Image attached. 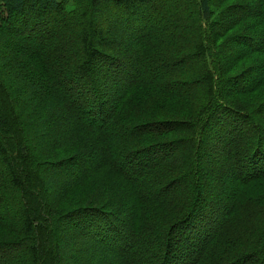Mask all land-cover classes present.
I'll return each instance as SVG.
<instances>
[{
  "label": "trees",
  "instance_id": "1",
  "mask_svg": "<svg viewBox=\"0 0 264 264\" xmlns=\"http://www.w3.org/2000/svg\"><path fill=\"white\" fill-rule=\"evenodd\" d=\"M164 1L166 0H75L78 9L82 11L81 18L83 19L89 17L92 12L99 16L106 8L123 9L125 16L146 13L145 18L140 21L147 23L148 26L144 27L147 28L146 31L137 38L133 36L130 41L131 47L128 46L131 48L128 54L131 55L130 57L132 61L134 60L137 68V73L133 75L132 72L126 71L125 65L127 66L129 63L125 64L124 61H120L122 63L121 70L114 67V64H117L116 61L104 52L112 53L115 42L107 38L102 29L97 26L92 27L90 23L82 27L78 48L67 46L65 50H54L50 46L51 40L54 39V27H51L49 23L57 20L56 18H67L71 13L72 15L76 13V5L65 6V0H0V35L13 43L4 46L14 47L12 51L9 49L12 52L8 56L10 60L2 62L3 68L0 66V189H4L7 193V196L0 194V204L6 203L0 209L5 212V207H14L21 203L19 210H15L19 224L6 220L5 217H2L4 214H0V232H4L5 236H0V258L9 256L7 259L11 264H19L14 260V257H11L10 253L20 249V252L26 255L24 264H56L55 262L60 258V245L58 242L55 243L53 235L57 233L61 224L68 222L69 225H73L70 230L74 239H77V234H81L82 238L95 236L93 227L97 229L98 233L101 231V235L96 236L94 241L99 242L98 248L100 249H103L101 247L103 241L110 243L114 234H117L116 242L111 243L110 248L106 246L107 243H103V246L108 248V253L101 256L107 257V254H110L108 256L110 262H101L103 264H142L145 250H147L146 256L156 258L157 264H163L165 251L170 249L169 241L168 244L167 241H164L159 251L155 250L149 253V248L154 247L151 246V243L156 244L151 233L158 228L157 220H161L163 214L170 212V223L164 226L165 232H169L170 235L174 232V230L171 231L173 226V228H181L186 224L189 226L194 212L201 207L210 209L205 213L209 218L207 219V222H210L209 225L212 224L211 221L216 216V212L211 211V200H209L208 193L199 186L201 178H207L213 173L209 166L201 167L202 159L207 158L210 152L202 148L204 143L211 139L209 135L212 132L220 135V144L217 146L220 150L219 155L226 154L228 160L232 159V163L227 161L228 165H221V169L226 171L224 179L226 176L233 175V178H229L233 191L228 192V204L222 212H219L221 217L215 233L208 236L207 231H203L198 237V243L194 242L187 252L180 250L175 253L178 257H182L180 258L182 259L181 264H186L191 253L196 255L188 264H220V250L217 251V248L223 244L222 238L224 240L227 238L230 241L232 232L241 233L240 223L245 220V217L240 213L243 208L240 204L247 203L249 198L244 194L240 196L237 187L241 182L246 185V183L249 184L252 180L259 178L256 175L260 177L264 175V163L261 161L255 163L253 169L249 171L238 167L241 157L238 156L239 148L243 146L246 138L250 136L258 146L260 141H264V101L260 103L257 100L258 97L249 99L245 96L252 92L256 94L263 89L264 70H257L254 63L251 64L250 72H256L262 77L250 89L243 88L240 86L241 84L237 83L243 79V76H235L233 71L251 53H264V14L254 12L253 15L249 12V8L252 9V6L264 12V0H247L248 4H240L237 9L238 13L231 9L228 11L232 5H228L223 10L224 13H221L220 6L224 5L221 0L216 2V5L215 2L210 4V0H200L199 10L196 11L194 2L197 0H188L193 20V22L190 21L192 25L181 22L178 29L172 28L175 31L174 35L173 33L165 35L163 33L165 28L156 23L164 8L162 5ZM168 1L165 4H168ZM245 12L246 16L253 15L248 19L250 23L246 27V32L250 35L261 36L259 47L257 46V49L250 48L249 46L252 44L248 38L241 36L238 41L235 39L232 43H236L232 46L236 48L239 46L240 50L235 49L236 51L232 53H229L227 49L222 50L221 55H218L217 62L212 66L207 65V62L209 63L207 55H205L206 63L200 62L205 48L203 21L214 17L211 27L208 26L207 30L208 33H216L219 37L222 35L220 32L226 30V26L221 23L225 15L230 17L233 14L241 15ZM200 14L201 21L199 23L198 16ZM39 19L42 20L39 21ZM234 20L242 21L240 18ZM150 22H153L155 28L149 27ZM39 25H42V28L35 32ZM181 26L184 28H180ZM92 30L94 32L90 35ZM176 30L180 32L178 33ZM30 33H34L35 44L29 42L30 37L27 34ZM175 34L181 36L177 42L173 43L172 38L175 37ZM187 35L188 41L185 40ZM67 44V42L64 43L65 46ZM152 48L154 50L150 51ZM189 48L191 51L187 53L184 49ZM170 52L172 56L169 55ZM14 56L20 64H24L26 67L39 62L43 76L38 74L39 78H30L31 74L24 67L19 69L20 74H16L15 68L22 66H17L18 63L12 61ZM70 58H74L73 72L86 80L92 78L89 74L90 67L96 63L104 64L109 72L114 71L118 73V76L122 75L116 81L117 85L119 84L116 92L118 97L112 102V110L109 115L106 111L108 101H105L104 105L102 101V103H98L102 99L100 92L96 91L97 97H94L93 101L86 99L85 103L83 101L79 103L82 92H79V97L72 94L70 97L68 96L69 93L66 91L69 90L64 89L66 88L64 81L68 82V80H65L59 63L62 61L65 63ZM192 60L193 64L185 65L186 62ZM167 63L179 64V66L173 68L166 66ZM13 65L15 66L13 67ZM130 66L132 67L131 64ZM190 66H192L191 69ZM171 72L179 76L175 81ZM5 77H8L7 79H10L12 83L7 84ZM43 77L44 79H42ZM25 79L38 84L41 88L40 91L45 94L41 98L37 113L29 111L31 106L27 101V96L29 97L31 93L28 94L27 88L23 84ZM181 85H185V92L183 88L179 87ZM90 90L93 91L92 88ZM236 97H240V99L234 101ZM241 97L245 99H241ZM50 104L51 108L53 106L57 112H53L54 114L47 118L50 123L49 134L45 137L43 135L38 137L45 140L44 145H38L34 142L36 135L32 142L26 138V133L28 132L27 135L35 133L34 121L47 117L43 116L42 111L44 106L49 107ZM60 108L65 110L62 116L59 115ZM96 108H102L103 111H96ZM153 109L156 114L152 115L149 111L151 112ZM165 110H167L165 114L168 113L167 117L160 118V113ZM193 110H197V113ZM146 113L149 120L152 121H144L140 124L139 120L144 118ZM88 115L92 116V120L85 123L84 120ZM63 117L67 120L65 123ZM71 117L75 119L71 120ZM98 122L104 124L100 123L99 126L94 124ZM64 125L69 129L65 130V134H63L65 138L61 139L59 134H61ZM246 125L249 128L244 133ZM111 126L114 127V132L111 133L115 134L110 136L109 128ZM158 126L161 127L160 131L151 130ZM241 127H244L243 131ZM117 130H121L119 136L116 134ZM172 134H175L176 137L171 143L164 142ZM156 138L158 141H153ZM58 139L65 141L72 139L75 143L71 148L70 156L60 158L55 162L52 161L48 166H53L51 164L54 163V167L63 169L65 173H70L74 180H79V185L75 189H79V186L85 188L90 181L104 185L108 192L100 196L102 200L91 195L87 199L90 203L85 201L88 203L87 206L84 202V207L72 210L71 213L66 212L67 209H59L57 214L54 200L48 199L44 195L47 190L46 186H51V184L43 185L41 178L36 176L37 171L33 170L35 167H32L33 163L37 165L36 155H30V153L32 147L35 152L37 151V154L42 156L44 149L47 150L51 145L57 144L56 151L47 153L50 158L56 157L57 149L61 150L68 146L67 144L59 147L63 143ZM166 150L172 151V158H175L177 154H183L180 155V162L176 160V166L167 168V171L171 170L173 174L178 172L177 181L174 180L173 183H170V185H176H168L165 188V190L174 188L177 190L178 201L184 203L182 209L176 208L178 206L174 203L176 196L170 197L167 192L158 196V194L149 191L153 183L159 187L166 184L155 178L161 174L158 170L163 167L162 170H164V164L168 163L166 152L164 153ZM255 150L254 155L256 156L252 159L256 162L259 155L258 160L263 156L257 147ZM69 151L70 149L64 151V154ZM157 152L164 153L163 157L157 159L153 164L146 163L148 154ZM28 154L30 161L27 159ZM58 155L61 156V153ZM71 166L76 167L75 172L68 169ZM128 170L132 171L128 172ZM232 171L234 172L232 173ZM131 173L133 174L130 175ZM133 175H135V179H133ZM111 177L117 179L118 182L122 180L128 184V192L131 196L129 200L126 199L128 194L122 197L124 199H121L119 196L121 189L118 184H115L116 186L110 190ZM180 185H182V189H179ZM11 196L15 198L16 203L12 201ZM4 197H8V201L5 202ZM213 200L216 205H221L215 198ZM128 201L134 207L127 206ZM203 202L204 204H202ZM137 203L140 206L143 204L139 216H136ZM43 204H47L44 212L40 210ZM114 209L115 213H113ZM110 214L113 217L133 214V216H128L129 223L128 225L124 224L125 227L122 224V219L117 218V221H114L120 224L119 228L129 230L127 232L122 230L123 233L121 229L117 231L114 228L115 223L108 221L111 217ZM247 218L252 219L249 213H247ZM152 221L155 224L151 225ZM260 222L264 223V221ZM109 223H112L111 229L113 230L102 231L101 227H109ZM258 229L256 232H260ZM143 231L149 232L148 235L151 234V237L146 236L145 240L142 239V236L138 238ZM261 232L263 233L262 240L248 243L247 251L238 258V263L246 261L245 264H260V262L264 264V227ZM124 235L127 236L125 244L121 243L125 238ZM139 240L143 242L135 250ZM236 241L238 242L237 238ZM149 244L151 245L149 246ZM112 245H116L117 249ZM231 245L232 243L229 242L228 246ZM196 246H198L197 250L194 251ZM88 249L84 251V254ZM94 255L96 254L93 253L92 256ZM137 261H141V263H137ZM224 261L225 259L222 260V262ZM6 264H8L7 260Z\"/></svg>",
  "mask_w": 264,
  "mask_h": 264
},
{
  "label": "rangeland",
  "instance_id": "2",
  "mask_svg": "<svg viewBox=\"0 0 264 264\" xmlns=\"http://www.w3.org/2000/svg\"><path fill=\"white\" fill-rule=\"evenodd\" d=\"M66 4L68 7H72L74 5H76L77 8V12L74 13L72 15V13L70 15L67 16V18L62 17V18H56L57 20L50 22L49 25H51V27H54L53 31H54V39L51 40V44L50 46H52V48L54 50H61L64 49L69 46L71 48L75 47H79L80 45V35L82 32V27L85 24H92V27L97 26L98 28L102 29L104 31V33L106 34L107 38L113 40L115 42L114 45V49L112 50V53H108V52H104L107 53L110 58H113L114 61H116V65L114 64V67L116 66L117 69L121 70V65L122 63L120 61H124L125 64H127L126 67V71H130V73L132 72L133 75L137 73V68L135 67L134 64V60L132 61V58L130 57L131 55L128 54L129 52V48L128 46L131 47L130 45V41L131 38L134 36L135 38H137L138 36H140L143 32L146 31L147 28V23H141L140 21L142 19L145 18L146 13H139L137 15L134 16L133 15H129V16H125V12L123 11V9H115V8H106V10H103V12L101 13V15L97 16L94 14V12L90 13L89 17H86L85 19L81 18V14L82 11H80V9H78V6L75 2V0H65ZM219 0H210V4L215 2H218ZM222 4L220 6V12L224 13L223 10L228 6V5H232L228 11L231 9L232 11H236V13H238V7L244 4H248L247 0H221ZM167 0L162 2V5H164L163 10L161 12V14L159 15V18L157 20L156 23H158V26L161 25L162 28H165V31L163 32L165 35H174L175 31L173 29H178V27L182 24L181 22H187V23H191L190 21L193 22L192 20V14H191V9H189V3L188 0H169L168 4ZM255 3V2H254ZM200 0H197V2H194V5L196 7V11L199 10L200 7ZM256 4V3H255ZM214 5V4H213ZM227 10V9H226ZM225 11V12H228ZM128 12V11H127ZM249 12L253 13H261L264 14L263 11H260L259 8H254L252 6L249 8ZM246 12L241 14V15H236L233 14L230 17H228L227 15H225L223 17V19L221 20L222 25L226 26V30H222L220 33L222 35H220L219 37L216 35V33H208L207 27L212 25L211 21H214V17L208 19V20H204L203 24H202V28H203V36H204V44H205V48L203 49V56L200 60V62H205L206 63V59H205V55H207V59L209 60V63L207 62L208 66H212L213 63L217 62V59L219 58V54L221 55V51L224 49H227L229 53H232L233 51H236L235 49H239V46H237V48L235 46L232 45H236L232 44L233 40L236 39V41H238L240 39L241 36H246L250 42V44H252L251 46H249L250 48H254L257 49L261 43V36H256V35H250L246 32V27L248 25L249 18L253 15H249L246 16ZM29 15V14H28ZM154 18V17H153ZM199 18V23L201 21V14L198 16ZM240 18L242 21L239 20H234ZM35 19V18H34ZM43 19V18H42ZM42 19H39L42 20ZM148 19V17H147ZM153 23V22H152ZM150 22L149 27L150 28H155L153 27V24ZM155 23V24H156ZM154 24V25H155ZM207 24V25H206ZM190 25V24H189ZM192 25V23H191ZM50 27V28H51ZM42 28V25L37 26L36 31H39V29ZM173 28V29H172ZM180 28H184V26H181ZM35 29V28H34ZM93 29V28H92ZM30 30V29H28ZM164 30V29H163ZM188 31V30H187ZM186 31V32H187ZM94 32V30H92L90 32V35H92ZM176 32H180L178 30H176ZM161 33V34H163ZM185 33V32H183ZM33 34L34 33H30L27 34L30 37L29 42L32 44H35V42L33 41ZM118 34V36H117ZM175 34V37L172 38L174 41H172L173 43L177 42L178 39L180 38L181 35H177ZM249 35V36H248ZM25 36V35H24ZM251 36V37H250ZM26 37V36H25ZM24 37V39H25ZM193 38V36H192ZM59 39H60V43H59ZM188 39V35L185 36V40ZM9 40V39H8ZM252 40V41H251ZM188 41V40H187ZM260 41V42H259ZM67 42L68 44L65 46L64 43ZM50 43V42H49ZM6 44H10L12 45L13 43L11 41H7L5 39L4 36L0 35V66H2L3 68V64L2 62L4 61H8L10 60L9 53H12L9 51V49L12 51L14 49V47H6L4 45ZM249 44V45H250ZM254 44V45H253ZM240 45V44H239ZM96 46V45H94ZM241 46V45H240ZM258 46V47H257ZM45 47V46H44ZM16 48V47H15ZM49 48V47H46ZM96 49L98 47H95ZM154 48H152L150 51H153ZM187 53H189L191 51V48L189 49H184ZM62 52V51H61ZM169 52V50H168ZM63 53V52H62ZM200 53L201 50H200ZM173 54V53H172ZM65 55V53H64ZM169 55H171V52L169 53ZM172 56V55H171ZM222 57V56H221ZM12 61L13 62H17L18 64H16L17 66H22V67H16L15 70H17V72L15 71L16 74H20L19 69H22L23 67L31 74L30 78L33 79H37V77L39 78V75H42V69H41V65H39L38 63H34L31 65H27V67L24 64H20L18 60H16L15 56L12 57ZM175 61V60H174ZM74 58H70L69 60H67L65 63H59L62 73H64V77L65 80H68V82H65V87L64 89H67L69 91H66L68 94V96L70 97V95H76V97H79V92H82V95L80 96V102L83 101L84 103L86 102V99L88 100H92L94 97H97V94L95 93L96 91L99 93L100 92V98H102L101 100H99L98 103H102L103 105L105 104V101H108V106L106 105V111L108 113V115L111 112V108H112V102L115 100V98L118 97V94H116L117 92V86H119V84L117 85L116 81L122 76H118V73H115L114 71H107V67L103 64L101 65V63H96L93 64L90 67V71L89 74L91 75L88 80L82 78L81 76L79 77L77 74H75L73 72V67H74ZM193 60L186 62L185 65L187 64H193ZM198 62V61H197ZM175 63V62H173ZM171 64V63H167L165 64L166 66L169 67H177L179 66V64ZM254 63L255 68L264 70V53L263 52H253L251 53L249 56H246L242 62H240L234 69L233 71V75L235 76H243V79H241V81H238L237 83L241 84L240 86L243 88H247L250 89L251 87H253L256 82L262 77L261 75H258L256 72H250L251 69V64ZM130 64L132 65V67L130 66ZM112 65V64H111ZM155 65V64H154ZM153 65V66H154ZM175 65V66H174ZM15 65H13L14 67ZM46 66V65H45ZM130 66V67H129ZM192 66H190L191 69ZM133 68V69H132ZM172 70V69H169ZM8 74V73H7ZM39 74V75H38ZM170 74H173V79L174 81L179 77L176 73L171 72ZM190 74V73H189ZM150 75V74H148ZM191 75V74H190ZM187 76V75H186ZM185 76V77H186ZM180 77H184V76H180ZM6 78V82L7 84L10 82L12 83V81H10V79L8 80V77ZM44 79V77L42 78ZM169 80V79H168ZM25 88H27V92L28 94L31 93V95H29V97L27 96V101L30 103V108L29 109L30 112L33 113H37V109L40 106V102H41V98L43 97L44 92L40 91L41 88L40 86H38V84H35L33 82H31V80L25 79V82L23 83ZM185 86V85H184ZM184 86H179L181 88H183V91L185 92V87ZM186 86L190 87L189 85L186 84ZM39 88V89H38ZM93 89L90 90V89ZM264 90V87L263 89ZM262 90H260V92L254 94L253 92L245 97L251 99L254 97H258L257 100L261 103L264 101V92H261ZM45 95V94H44ZM82 97V98H81ZM83 99V100H82ZM238 99H240V97H236L234 101H237ZM241 99H245L244 97ZM85 100V101H84ZM102 101V102H101ZM52 104V102H51ZM51 104L49 105V107L44 106V110L43 112V116H47L43 119H39V120H35L34 121V125H35V130H34V134H30L27 135L26 133V138L29 139V141H32L33 138H35L34 136L36 135V138L34 142H36L38 145H44L45 140L38 138V137H42V135L45 137L47 136L48 130L50 128V123L47 120V118L49 116H51L52 114H54L53 112H57V110L52 106L51 108ZM28 109V108H27ZM90 109V108H87ZM97 109V108H96ZM18 110H21V108H18ZM96 111H103V109H97ZM167 110L163 111L160 113L161 116H159L160 118H166L168 115L165 114ZM60 114L62 116V113H65L64 108H60L59 110ZM193 112L197 113V110H193ZM150 114H156V111L153 109L151 112L149 111ZM165 114V115H163ZM145 117L141 118L140 124H142L144 121H152L149 120V116L148 114H144ZM78 117V116H77ZM71 120L75 119V118H70ZM260 120V118H258ZM64 123L65 121H67L64 117H63ZM92 120V116H87L84 120L85 123H88ZM258 121V120H257ZM101 122L98 123H94L95 125L99 126ZM104 123H101V125ZM64 125V128L61 129V134L60 138H65L63 136V134H65V130L69 129V127H67ZM130 128V127H128ZM247 128H249L248 125H246V129L244 131V133L246 132ZM170 129V128H169ZM152 131L161 130V127H157V128H151ZM241 130H244V127H241ZM151 131V132H152ZM109 132H110V136L111 134H115V133H111L114 132V127L111 126V128H109ZM121 133V130H117L116 134L119 136ZM125 134V133H124ZM211 138L210 140H207L206 143H204V147L202 148L203 150H209V154L207 156V158H203L202 159V164L201 167H206L209 166L213 173L211 176H208L207 178H201L200 180V187H202L203 190H205L208 193L209 196V200H211V211L216 212V216H214L213 220L211 221L212 224L209 225L210 222H207L208 216L205 214L207 213L208 210H210L209 208H203L201 207L199 210H196V212H194V216L191 219V224L188 226V224L183 225L181 228L180 227H176V228H171V231L174 230V232L170 235L169 232H165V225H168L170 223V212H166L165 214L162 215V219L161 220H157V229L153 230V232L151 233L154 237V241H156V244L154 242H152L151 244H149V246H154L153 248H149V253L152 251H159L160 248L163 245V242L168 241L170 242L168 245L170 247V249H168V251H165V256H164V262L163 264H181L182 263V257H178L176 255L175 252L177 251H183L187 252L194 244V242L197 241L198 243V237L203 233V231H207L208 236L211 235L212 233H215V231L217 230V224L220 221V214L219 212H222L225 208V206H227L228 202V194L230 193V191L232 192L233 189L231 188V181H230V177L233 178V175H230V177L226 176V171L221 169V165L224 166L225 164L228 163H232V159L228 160V157L226 154H223L222 156L219 155V149L217 148L218 144H220V135L217 133L215 134L214 132H212V134L209 135ZM176 137L175 134L169 135V137L164 140V142L167 143H171V141ZM224 137V135H223ZM223 137L222 140H223ZM260 137V136H259ZM58 139V141H62L63 144H60L59 147L63 146V145H67L66 147H64L63 149H57L58 150V154L61 153V156H59L57 154L56 157H48V152H53L54 150L56 151L55 146L57 145H51L50 147H48V149H44L42 156H40L39 154H37L35 152V150L31 147V153L30 155H36V164L33 163L34 165H32L33 170L37 171L36 172V176H38L39 178H41L43 185H46L47 183H50L51 186H46L47 190H45V196L48 199L54 200V203H56L54 205V207L57 210V214L59 212V209H67L66 212L71 213L72 210H75L79 207H84V202L88 201V203H90L89 199L91 195H95L98 199L102 200L100 196H102L104 193L108 192L105 189L104 185L99 184L98 182L95 181H90L89 184H87L85 186V188L80 187L79 189H75L76 186L79 185V180H74V177L71 176L70 173H65V171L61 168H56V166L54 167V163L51 164L53 166H48L49 163L55 162L60 160V158H65L70 156L71 153V148L74 145L75 141L74 140H61ZM213 139V140H212ZM153 141H158V138L154 139ZM33 142V141H32ZM219 142V143H218ZM256 142L253 141V139L250 138V136L248 138H246V141L243 143V146L240 149V153H238V156L240 155V162L238 163V167L239 169H243L244 171H249L250 169H253V165L259 161H261L262 163H264V141H260L259 146L255 144ZM259 149L261 155L263 156L262 159H259V156L257 158V161L255 162L254 158L256 155H254V152L256 151L255 149ZM55 148V149H54ZM68 149H70L69 152L64 154V151H67ZM76 149V148H75ZM77 150V149H76ZM159 151V150H158ZM223 151V150H222ZM166 152V153H165ZM164 153L166 154V156L168 157V163L164 164L165 165V169H159L158 171L161 172V174H159L158 176H155L156 179L165 182L166 184H164L163 186L159 187L156 186L154 183L151 186L149 191H152L155 194H158V196H161L164 193H168V195L170 197L172 196H176L174 203L176 205H178L176 208H180L182 209V204L178 201V197H177V190L174 189H169V190H165V188L170 185V183H173L172 181L178 179V172L177 174H173L170 171H167V168H169L170 166L175 165L176 160L179 161L181 160L180 155L183 154H177L175 155V158H172V151H164ZM164 153L162 152H157L156 154L150 153L148 154V157H146V163H154L157 161V159L163 157L162 155H164ZM30 155L28 154V161H30L29 157ZM55 155V154H54ZM141 156V155H140ZM142 157H144L142 155ZM174 162V164H173ZM180 162V161H179ZM230 165V164H229ZM176 166V165H175ZM68 169L71 172H75L76 171V167L75 166H71V168L68 167ZM74 169V170H73ZM177 170V169H176ZM132 170H128V172H131ZM234 171H232L233 173ZM133 173H131L130 175H132ZM73 175V174H72ZM136 175V173H135ZM135 175H133L132 177H134L133 179H135ZM206 176V175H205ZM204 176V177H205ZM264 176V175H263ZM263 176H259L256 175V178L254 180H252L249 184L246 183V185L244 183H239L237 190L241 194H244L246 197L249 198L247 203H243L240 204L241 207L243 206L242 210H241V214L242 216L245 217V220H243L240 224H241V233H236V232H232L231 235V240L229 241V239L227 240V238H225V240L222 238L223 244H220L219 248H217V251L220 250V264H245L246 261H243L242 263H238V258H240V256L245 253L247 251L246 245L248 243H252L255 242L256 240H262L261 235L263 234L261 231L263 230L264 227V223H261L260 221H264V178ZM56 177V178H55ZM112 178V177H111ZM140 178V177H139ZM68 179V180H67ZM140 179H143L142 177ZM260 180L258 183L257 181ZM88 182V180H87ZM117 182V183H115ZM77 183V184H76ZM124 181L120 180L119 182L117 181V179H113L110 180L109 186H110V190L113 189L116 185L118 184L120 186V193L119 196H121V199L124 195H127L126 199L129 200L131 198V196L129 195V187L127 186L128 184L125 183L124 185ZM29 185V182H28ZM114 185V186H113ZM141 185V184H140ZM176 185V184H174ZM174 185H170V186H174ZM66 186V188H65ZM146 187V186H144ZM179 189H182V185L179 186ZM148 188V187H147ZM146 188V189H147ZM29 189V188H28ZM69 190V191H68ZM225 192V194H224ZM229 192V193H228ZM67 193V194H66ZM179 193V191H178ZM0 194L2 195H6L7 193L6 191H4V189H0ZM64 194V196H63ZM12 197V201L14 203L15 202V198L13 196ZM8 197H4V201H8L7 200ZM217 200V202H219L221 205H216V203L214 202V199ZM120 199V200H121ZM94 200V199H92ZM58 201V202H57ZM208 201V199H207ZM87 202H85L86 206L88 205ZM6 203H1L0 204V208L4 207ZM20 204L18 203L16 206L14 207H5V212L4 210L0 209V214H4L6 220L13 222L15 224H19V218L16 216V211L19 210L20 208ZM204 204V202L202 203ZM131 202L128 201L127 206H131ZM46 206L47 204H43V207L40 208L41 211L44 212V210L46 211ZM133 206V205H132ZM134 207V206H133ZM142 206L139 205V203H137L136 205V216H139L140 212L142 211ZM134 209V208H132ZM16 210V211H15ZM170 211V208L168 209ZM10 212V213H9ZM115 209L113 211V213H115ZM247 213H249L252 217L251 218H247ZM110 218L108 219V221H113L114 224V228L118 231L121 228H119V223L118 222H114L117 221V218L122 219V224H126L128 225L129 223V217L128 216H133V214H123L121 217L116 215V216H112L110 214ZM139 218V217H138ZM119 219V220H120ZM211 219V218H210ZM260 219V221H259ZM169 221V222H168ZM167 223V224H165ZM151 225L155 224L154 221H152L150 223ZM109 227H101L102 231H111L113 229H111V227L113 226L112 223H109ZM125 227V225H124ZM70 228H73V225H69L68 222H64V224H61L60 227L57 230V233H55L53 236L55 237V243H59L60 245V251H59V260H57L55 263L56 264H103L101 262H110L108 260H110V258L108 256H110V254H107L108 256L106 257L101 256L102 254H106L108 253V248H110V244L111 243H115V236H117V234H114V237L110 240L111 242H106L103 241L102 242V248L100 249L98 248V243L99 242H94L95 241V237L96 236H100L101 235V231L98 233L97 229H95V227H93V230H95V236H88L85 238H82L81 234H77L76 238L74 239L73 234L71 235V230ZM259 228V229H258ZM207 229V230H206ZM260 230V232H256V230ZM262 229V230H261ZM92 230V231H93ZM124 230L125 232H127L128 230L121 229ZM165 232V233H164ZM123 233V232H122ZM146 233V234H144ZM154 233V234H153ZM4 232H0V236L1 237H5ZM149 232L147 233L146 231H143L142 235L138 236V238L142 236V239L145 240L148 235ZM151 234L149 237H151ZM90 235V234H89ZM125 238L122 240L121 243L125 244V241L127 239V236L124 235ZM204 238V235L202 236ZM202 237L200 238V241L202 240ZM236 238L238 240V242L236 241ZM102 239L100 240L101 243ZM219 241V238H218ZM264 241V238H263ZM143 242V241H142ZM140 240L137 242L138 245L135 247V250L138 249L141 246ZM232 243L231 246H228V243ZM103 243H107L106 246H103ZM196 243V244H197ZM119 244V243H117ZM116 244V245H117ZM201 244V243H200ZM198 244V245H200ZM116 245H112L114 246V248L117 249ZM148 245V244H147ZM146 245V246H147ZM123 246V245H122ZM197 247L195 248L194 251L197 250ZM89 248L87 250V253L84 254V251ZM96 248H98L96 250ZM113 250V249H111ZM105 251V252H104ZM115 251V250H113ZM81 252H83V254H81ZM135 252V251H134ZM133 252V253H134ZM183 252V253H184ZM95 253L96 255L92 256V254ZM111 253V251H110ZM162 253V252H161ZM12 256V258L14 257L17 261V263H21L24 264L25 263V254H23L22 252H20V249L16 250V252H12L10 253ZM145 254L147 255V250H145ZM143 253V256L145 258H143L142 264H157L156 263V258H152L151 256H146ZM185 255H187L186 253H184ZM196 254L191 253L189 259L186 261V264L189 263V261L195 256ZM132 256V255H131ZM163 257V254L161 255ZM97 257L99 258H103L101 260H99ZM178 257V258H177ZM216 258H219L217 256H215ZM5 258V259H4ZM4 258H0V263L6 264V260L8 264H11L9 262V260L7 258L8 257H4ZM135 258V256H134ZM137 259V258H135ZM224 262H222V260H224ZM112 260V259H111ZM163 260V259H162ZM141 261H137V263H141ZM158 262V260H157ZM260 264H262V262H260Z\"/></svg>",
  "mask_w": 264,
  "mask_h": 264
}]
</instances>
